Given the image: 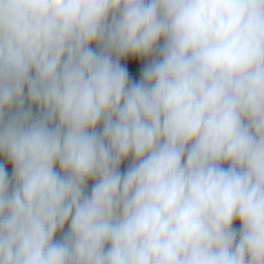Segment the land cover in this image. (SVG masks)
<instances>
[{
  "label": "clouds",
  "instance_id": "9594fccd",
  "mask_svg": "<svg viewBox=\"0 0 264 264\" xmlns=\"http://www.w3.org/2000/svg\"><path fill=\"white\" fill-rule=\"evenodd\" d=\"M0 264H264V0H0Z\"/></svg>",
  "mask_w": 264,
  "mask_h": 264
},
{
  "label": "trees",
  "instance_id": "16d2710c",
  "mask_svg": "<svg viewBox=\"0 0 264 264\" xmlns=\"http://www.w3.org/2000/svg\"><path fill=\"white\" fill-rule=\"evenodd\" d=\"M128 67H129L130 71H132V73H133L134 75H137V77H138V72H139L140 68L142 67V64H141V65H138V64H136V63H129V64H128ZM126 164H127V162H124V163L122 164V169H123L124 167H126ZM8 171H9V172L11 171L10 167H8ZM89 187H90V184H89Z\"/></svg>",
  "mask_w": 264,
  "mask_h": 264
}]
</instances>
